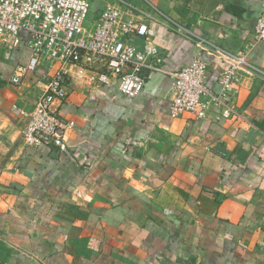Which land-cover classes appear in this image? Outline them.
I'll list each match as a JSON object with an SVG mask.
<instances>
[{"label": "crops", "instance_id": "1", "mask_svg": "<svg viewBox=\"0 0 264 264\" xmlns=\"http://www.w3.org/2000/svg\"><path fill=\"white\" fill-rule=\"evenodd\" d=\"M90 1L95 14L123 8ZM127 1L150 15L135 44L154 43L166 72H146L133 97L117 81L73 77L57 112L78 130L61 148L21 138L52 70L39 65L13 85L28 34L8 57L0 44V264H264V40L238 72L230 115L172 117L168 74L197 56L199 37L242 50L264 0ZM205 58L217 92L220 65Z\"/></svg>", "mask_w": 264, "mask_h": 264}, {"label": "built area", "instance_id": "2", "mask_svg": "<svg viewBox=\"0 0 264 264\" xmlns=\"http://www.w3.org/2000/svg\"><path fill=\"white\" fill-rule=\"evenodd\" d=\"M115 1L123 8L108 2L95 14L90 0H0V44L5 56L18 47L22 32L28 34L25 44L30 49L28 61L15 66L10 82L20 85L24 76L39 65L52 70L27 113L28 120L21 132L25 146L61 148L67 137L78 130L73 119L57 112L73 77H82L89 84L117 81L119 92L133 97L144 88L146 72H166L154 43L145 40L139 46L134 42L136 38H146L150 15L131 1ZM135 11L146 19L124 17L134 15ZM263 40L264 9L253 28L252 41L237 53L199 37L197 56L168 73L171 116L190 113L203 119L213 108L227 115L234 112L231 98L238 72L251 66L249 50ZM206 54L220 65L217 92L205 84Z\"/></svg>", "mask_w": 264, "mask_h": 264}, {"label": "water", "instance_id": "3", "mask_svg": "<svg viewBox=\"0 0 264 264\" xmlns=\"http://www.w3.org/2000/svg\"><path fill=\"white\" fill-rule=\"evenodd\" d=\"M217 31L219 32V35L221 34H226L225 33V27H222V26H217Z\"/></svg>", "mask_w": 264, "mask_h": 264}]
</instances>
